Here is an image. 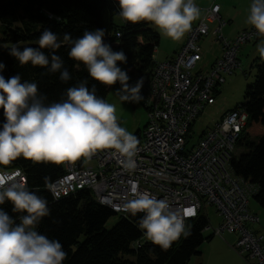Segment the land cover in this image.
Returning <instances> with one entry per match:
<instances>
[{
    "label": "clouds",
    "instance_id": "9594fccd",
    "mask_svg": "<svg viewBox=\"0 0 264 264\" xmlns=\"http://www.w3.org/2000/svg\"><path fill=\"white\" fill-rule=\"evenodd\" d=\"M119 16L133 25L148 22L162 35L181 41L192 30L193 23L201 16L196 0H117ZM247 23L258 35L264 36V0H251ZM104 29L86 31L73 40L65 34L63 40L45 29L38 40V47L18 46L9 48V54L21 65L41 67L50 73H60L61 81L72 79L61 56L56 54L64 43H70L68 56L87 69L91 78L105 86L121 85L125 102L140 103L144 79L130 85L124 51H114L105 42ZM264 57V43L257 46ZM49 50L51 58L43 50ZM6 65L0 63V73ZM67 99L45 104L36 82H22L19 75L6 79L0 74V110L5 122L0 125V166L10 165L18 158L34 163L74 165L87 163L99 152L110 150L118 155L123 170L135 173L140 140L123 127L114 104L97 95L95 86L81 82L67 90ZM46 187L52 184L46 178ZM132 199L123 205V211L132 216L143 213L138 227L153 245L163 251L172 248L182 237L191 232L185 221L196 213L190 209L174 211L169 201L158 199L133 185ZM55 195V193H54ZM13 205L14 218L0 207V264H64L67 252L59 240L49 239L38 231L45 217L51 215L48 200L27 186L21 172L14 175L0 168V206Z\"/></svg>",
    "mask_w": 264,
    "mask_h": 264
},
{
    "label": "built area",
    "instance_id": "2783aa9c",
    "mask_svg": "<svg viewBox=\"0 0 264 264\" xmlns=\"http://www.w3.org/2000/svg\"><path fill=\"white\" fill-rule=\"evenodd\" d=\"M214 24L222 56L211 67L198 69L203 61L199 43L210 36ZM228 25L221 17V7L212 5L174 59H154L152 71L131 80L135 85L144 79L141 94L145 99L141 102L148 111L147 126L139 136L135 173L125 172L121 158L105 150L92 158L94 166L79 161L62 165L63 175L52 183L53 198L58 201L88 191L97 203L125 218L129 212L122 210L123 205L133 198L130 189L135 185L158 199L166 198L174 211L193 209L196 214L186 225L199 216L208 218L205 210L214 207L222 218V224L213 229L214 236L236 235L233 249L248 262L264 264V234L252 229L260 224V218L250 209L257 188L232 168L248 127L246 109L238 106L227 111L191 145L197 120L207 107L216 104L227 79L241 70V48L264 37L252 27L229 39L224 35ZM7 172H21L26 177L21 169Z\"/></svg>",
    "mask_w": 264,
    "mask_h": 264
},
{
    "label": "trees",
    "instance_id": "16d2710c",
    "mask_svg": "<svg viewBox=\"0 0 264 264\" xmlns=\"http://www.w3.org/2000/svg\"><path fill=\"white\" fill-rule=\"evenodd\" d=\"M119 10L117 0H0V63L6 65L0 74L6 79L19 75L22 82H36L45 104L66 100L67 90L85 81L89 89L95 86L97 95L107 102L113 86L95 81L83 64L75 67L77 62L68 56L70 43H64L56 51L71 74L72 79L67 83L61 81L60 73H50L30 63L21 65L9 54V48L38 47L39 37L45 29L57 34L61 41L66 33L75 40L86 31L104 29L105 42L111 44L115 51L126 53L127 65L131 69L138 74L152 71L160 45L159 34L148 22L133 25L123 20L124 25L118 27L116 18L120 17ZM115 44L119 47L115 48ZM43 51L50 59L49 50ZM260 63L256 80L248 86L245 102L240 105L249 114V121L238 145L242 144L245 152L233 160L232 168L238 177L257 188L254 199L264 209V61L261 59ZM4 122L3 110H0V125ZM140 134L138 132L136 136L139 138ZM0 168L6 171L21 169L27 177L29 190L48 200L51 215L42 220L38 231L61 242L68 254L64 264H189L193 257L202 255L200 248L204 243L213 239L212 236H204L209 219L199 216L187 224L191 232L187 239L182 237L174 242L172 248L163 251L151 242L143 243L146 237L138 227L143 216L141 213L136 216L129 213L125 218L121 216L119 223L112 230H107V224L117 214L97 203L88 191L55 200L45 181L47 178L52 184L61 177L62 165L34 163L21 157ZM0 207L10 216L18 217L12 211L11 202ZM138 242L140 245L136 246Z\"/></svg>",
    "mask_w": 264,
    "mask_h": 264
},
{
    "label": "rangeland",
    "instance_id": "374dc122",
    "mask_svg": "<svg viewBox=\"0 0 264 264\" xmlns=\"http://www.w3.org/2000/svg\"><path fill=\"white\" fill-rule=\"evenodd\" d=\"M198 7L201 9V16L193 23L192 29L201 21L205 14L203 9L207 10L212 5L217 4L222 7V16L225 21H232L228 27L224 30V35L229 39H234L244 29H251L253 26L247 23V17L249 14V8L251 0H196ZM116 24L118 27L124 25V21L121 17L116 18ZM212 31L210 36L199 43L203 54V61L198 66L199 68L211 67L219 58H221V47L217 42V26L212 25ZM151 28L156 31L160 36V45L155 53L154 59L156 62H166L169 59H174L176 54L174 51L181 44V41L177 42L171 38L162 35L161 32L154 26ZM0 24V40L1 35ZM264 43V38L258 42L247 44L241 48L239 59L241 61V70H238L236 74L229 77L227 82L223 84L216 96V104L214 106L207 107L204 113L199 117L197 123L193 128V134L191 138V145L197 144L200 137L208 129H211L220 120V118L229 110H232L242 104H244L245 93L249 85H252L257 77V67L261 64V59L264 61V57L258 51L257 46ZM115 51V49H113ZM174 54V55H173ZM173 56V58H171ZM122 69L127 70L130 76V85L132 84L133 77L138 73L131 69L127 64H119ZM121 89V85L117 83L114 85L108 95L107 102L114 104L117 109V116L123 127L129 132L136 135L138 132H143L148 123V111L146 110L142 102H125L121 97L125 94ZM245 152V147L241 144L236 151L237 158ZM86 165L94 166V162H87ZM251 212L257 214L260 218L259 225H253L252 229H255L261 234H264V209L253 198L250 204ZM205 214L209 219V227L204 232L206 238L213 237L210 242H205L200 248L201 256H195L191 259L189 264H253L241 257L234 249L233 244L236 243L237 237L234 234L225 233L223 237L214 236L213 229L222 224V218L216 212L214 207H209L205 210ZM121 216L117 215L109 221L106 226L107 230H112L120 221ZM150 242L147 238L143 243ZM133 260L132 258H127Z\"/></svg>",
    "mask_w": 264,
    "mask_h": 264
},
{
    "label": "crops",
    "instance_id": "0c3cea01",
    "mask_svg": "<svg viewBox=\"0 0 264 264\" xmlns=\"http://www.w3.org/2000/svg\"><path fill=\"white\" fill-rule=\"evenodd\" d=\"M220 7H221V6H220ZM203 11H206V10L203 9ZM203 15H205V14H203ZM221 17L224 19V17L222 16V7H221ZM203 18H204V16L202 17V19H203ZM202 19H201V21H202ZM224 20H225V19H224ZM228 20H229V21L226 20V22H228V23L230 24V22H231L232 20H231L230 18H229ZM201 21H200V22H201ZM200 22H199V23H200ZM199 23H198V24H199ZM198 24H197V25H198ZM197 25H196V26H197ZM214 25H216V24H214ZM227 27H228V26H227ZM227 27H226V28H227ZM226 28H225V29H226ZM245 30H247V29H244V31H245ZM188 34H189V33H187V34L185 35V37H184L183 40L181 41V44H180V45L178 46V48L174 51V54H176L177 52H179V50L184 46V44H185L186 41H187ZM174 54H173V55H174ZM171 58H173V56H172ZM254 214H255V213H254ZM255 215H257V214H255ZM257 216H258V215H257ZM258 217H259V216H258Z\"/></svg>",
    "mask_w": 264,
    "mask_h": 264
},
{
    "label": "water",
    "instance_id": "95a60500",
    "mask_svg": "<svg viewBox=\"0 0 264 264\" xmlns=\"http://www.w3.org/2000/svg\"><path fill=\"white\" fill-rule=\"evenodd\" d=\"M114 47H115V48H118V47H119V44H115Z\"/></svg>",
    "mask_w": 264,
    "mask_h": 264
},
{
    "label": "snow or ice",
    "instance_id": "6c2138e0",
    "mask_svg": "<svg viewBox=\"0 0 264 264\" xmlns=\"http://www.w3.org/2000/svg\"><path fill=\"white\" fill-rule=\"evenodd\" d=\"M191 211H194L193 209H190Z\"/></svg>",
    "mask_w": 264,
    "mask_h": 264
}]
</instances>
